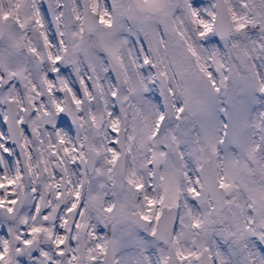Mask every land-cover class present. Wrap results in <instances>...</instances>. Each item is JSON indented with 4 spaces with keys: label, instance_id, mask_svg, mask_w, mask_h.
Segmentation results:
<instances>
[{
    "label": "snow or ice",
    "instance_id": "snow-or-ice-1",
    "mask_svg": "<svg viewBox=\"0 0 264 264\" xmlns=\"http://www.w3.org/2000/svg\"><path fill=\"white\" fill-rule=\"evenodd\" d=\"M0 264H264V0H0Z\"/></svg>",
    "mask_w": 264,
    "mask_h": 264
}]
</instances>
